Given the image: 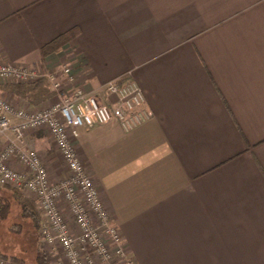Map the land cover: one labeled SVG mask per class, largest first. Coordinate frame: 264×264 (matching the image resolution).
<instances>
[{
    "label": "crops",
    "instance_id": "0c3cea01",
    "mask_svg": "<svg viewBox=\"0 0 264 264\" xmlns=\"http://www.w3.org/2000/svg\"><path fill=\"white\" fill-rule=\"evenodd\" d=\"M0 63L142 89L148 122L75 142L132 264H264V0H0ZM49 136L26 139L54 183L66 164Z\"/></svg>",
    "mask_w": 264,
    "mask_h": 264
},
{
    "label": "built area",
    "instance_id": "2783aa9c",
    "mask_svg": "<svg viewBox=\"0 0 264 264\" xmlns=\"http://www.w3.org/2000/svg\"><path fill=\"white\" fill-rule=\"evenodd\" d=\"M40 79L49 81L57 97L46 108L14 106L0 95V142L6 140L0 150V188L12 187L31 196L41 217L39 243L57 251L58 264H132L75 142L80 129L116 124L130 133L148 122L152 112L144 93L133 79L110 80L86 91L75 86L68 65L59 72H42L0 63V82L30 84ZM35 130L50 134L66 164V173L57 182H51L38 152L28 144L27 133ZM0 264L14 262L0 256Z\"/></svg>",
    "mask_w": 264,
    "mask_h": 264
},
{
    "label": "rangeland",
    "instance_id": "374dc122",
    "mask_svg": "<svg viewBox=\"0 0 264 264\" xmlns=\"http://www.w3.org/2000/svg\"><path fill=\"white\" fill-rule=\"evenodd\" d=\"M54 71V69H51ZM59 72V71H57ZM3 83L5 86H9L11 84L17 83H10V82H0ZM50 86V84H49ZM7 102L11 103L14 106H19L16 103L9 101L5 96L0 94ZM56 101L54 99V94L51 99L46 100L39 104L38 108H46L53 104ZM83 129L79 130V137L82 133ZM50 137V136H49ZM45 138L44 142H42L41 146H45L49 144L51 138ZM3 146V145H2ZM17 190L12 187H5L0 188V198H7L11 204L9 213L7 217L0 222V248L2 252L16 256L23 260L24 264H36V255H37V230L33 224V221L29 218L22 217V211L18 203L12 198V191ZM19 191V190H17ZM20 194L28 199L35 205L36 204L31 198V196L27 192L19 191ZM37 210V209H36ZM16 225H20V233H14L12 228ZM58 258V257H57ZM12 261V260H11ZM14 264H18L17 262L13 261ZM50 263V262H49Z\"/></svg>",
    "mask_w": 264,
    "mask_h": 264
},
{
    "label": "trees",
    "instance_id": "16d2710c",
    "mask_svg": "<svg viewBox=\"0 0 264 264\" xmlns=\"http://www.w3.org/2000/svg\"><path fill=\"white\" fill-rule=\"evenodd\" d=\"M64 41H66V39ZM64 41L56 40L49 46L53 50H56L57 48L61 47V44L64 43ZM6 88H8L14 95L20 97L23 100H26L29 104H32L34 106L36 105L39 106V104H41L42 102L51 99V97L54 94L49 86V81L46 79H40L37 82L30 84L27 83L11 84L9 86H6ZM12 198L20 206L22 211V217L31 219L38 233L41 227V217L38 211L36 210L37 208H35V205L32 202H30L28 199L24 198L17 190L12 191ZM10 207L11 204L9 200L7 198L1 197L0 222H2L7 217ZM20 227H21L20 225H16L14 228H12V231L14 233H20L21 232ZM0 256L8 260L15 261L18 264H24L23 260H21L20 258L2 252L1 248H0ZM36 264H50L44 250L42 249L39 243L38 235H37Z\"/></svg>",
    "mask_w": 264,
    "mask_h": 264
}]
</instances>
